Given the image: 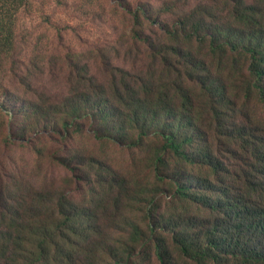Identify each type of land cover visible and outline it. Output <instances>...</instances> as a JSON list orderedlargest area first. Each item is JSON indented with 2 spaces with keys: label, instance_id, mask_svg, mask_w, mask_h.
<instances>
[{
  "label": "trees",
  "instance_id": "1",
  "mask_svg": "<svg viewBox=\"0 0 264 264\" xmlns=\"http://www.w3.org/2000/svg\"><path fill=\"white\" fill-rule=\"evenodd\" d=\"M25 1L0 0V77ZM131 20L130 69L18 110L24 132L53 138L43 158L75 184L97 160L71 154L78 132L131 153L147 145L145 173L132 161L96 208L33 174L0 175V264H264V0H197L174 29Z\"/></svg>",
  "mask_w": 264,
  "mask_h": 264
},
{
  "label": "rangeland",
  "instance_id": "2",
  "mask_svg": "<svg viewBox=\"0 0 264 264\" xmlns=\"http://www.w3.org/2000/svg\"><path fill=\"white\" fill-rule=\"evenodd\" d=\"M196 4L197 0H26L20 4L14 15V44L7 60L8 69L0 77L4 85L0 90V106L5 105L0 112V175L21 176L23 171L27 173L23 183L28 184L29 174H33L56 186L73 206L84 204L93 208L105 206L107 201L103 197L111 186L114 191L111 198L116 197L124 172L134 171L132 161L142 177L150 149L147 145L142 151L131 153L78 132L69 141L71 154L80 158L94 155L97 160L93 168L85 167L80 183L75 184L69 172L43 158L47 150L54 148L53 138L43 133L35 135L27 126L24 132V124L28 122L25 117L30 114L18 109L33 111L35 104L54 105L83 90L76 85L92 90L91 82L105 84L112 67L130 69L135 56L132 48L135 28L131 20L134 14L151 21L157 31L159 24L174 29L183 12ZM40 148L43 150L39 155ZM38 158H43V166L31 172ZM142 179L141 191L146 192L150 182ZM170 187L159 190L169 195Z\"/></svg>",
  "mask_w": 264,
  "mask_h": 264
}]
</instances>
